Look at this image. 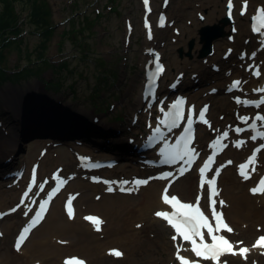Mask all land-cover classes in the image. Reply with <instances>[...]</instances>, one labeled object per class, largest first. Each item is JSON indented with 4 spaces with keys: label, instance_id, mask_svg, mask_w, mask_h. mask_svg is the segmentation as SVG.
Returning <instances> with one entry per match:
<instances>
[{
    "label": "rangeland",
    "instance_id": "374dc122",
    "mask_svg": "<svg viewBox=\"0 0 264 264\" xmlns=\"http://www.w3.org/2000/svg\"><path fill=\"white\" fill-rule=\"evenodd\" d=\"M41 1L45 2L47 6ZM41 1L38 0L39 6H44L45 8L41 9L43 15L39 19L33 17L35 6H31L32 3L29 0H22L21 3L23 4H16L17 13L20 16L19 30H21V35L18 41L10 44L7 48H0V52L2 51L4 55L0 66L5 68L8 75L13 76L12 80L0 85V146L6 136L13 131L14 125H16L10 126V130L7 126L13 124L8 122V119L11 121L16 120L12 114L9 117L7 116L5 108V102L8 99H12V97L20 99L21 103L26 106L30 100L38 101L41 107L35 105L34 107L37 111H31L28 109L29 106H27V110L31 112L30 116L27 115L30 119L33 118L31 114L34 118L39 116L46 117L47 113L51 114L46 110H49V108L56 110V105L53 102L55 99L62 98L65 107L71 106L76 113L85 116L87 122L84 123L87 124L88 120L90 121L94 115H98L100 117L97 123L98 126L103 124L113 129H119L122 132L118 136L105 138L100 131H97L95 142H102L100 147H98V145L93 143V138L85 137L87 139H81L80 136L71 134V137L65 136L57 140L50 136L49 133H42L40 129L35 127H27L25 130H20L21 127H19L16 129V137L19 141L18 146L14 148L16 155L13 161L12 159H6L3 162H12V167L8 168L10 172L8 173V169L3 173L0 171V191L11 190V188L23 190L27 183V181H23L24 179L27 180L30 168L34 164L40 165L43 179L51 178L54 173V165L50 162H47V164L42 162L41 159L45 157L55 159L53 161H56L55 164L61 167L62 173L65 176L69 175L67 189L75 191L73 183L77 179L70 174L69 165L77 161L76 152H79L82 148L84 150L89 148L88 153L85 151L87 159H96V157H101L102 153L106 156L109 155L111 142L120 141L128 144L133 134L139 135L141 133V136H146V119L142 116L133 115V109L137 108V100L140 97V91L145 81L143 56L150 54H148V50H145L146 33L144 23L149 21L150 24L156 25L159 12H164L165 10L170 17V25L162 31V38L158 40L157 48L162 54V63L166 68L165 71L168 72L167 74L165 72L166 75L164 74L165 76L163 75L161 80L159 100L162 97L170 100V98H174L177 95L186 96L185 94H187V97L191 96L193 105L197 106V109H201L205 105L209 106L210 127L212 129L210 139L221 133V131L232 128L242 122V118L247 113L248 115L255 113V111H245L242 107L237 108L238 105L241 106L242 104H239L235 98L239 97L243 100L245 98L243 91L233 94L227 91V86H229L231 81L239 80L242 84L244 80L242 76L232 77L233 74L227 73V69L232 64L237 66L238 70L240 69L238 66H241L245 77L249 79L252 77L253 67L256 66L251 58H260L261 42L257 41L256 36H253L248 31L251 12L247 14L248 16L242 17L236 10V18L231 16V24H228L227 22L222 23L227 19L224 14L225 0H149L148 7L150 9H147L143 0ZM243 1L241 0L237 5H240ZM248 1L253 2L250 4L252 9L253 6L255 8L256 5L264 3L262 0ZM2 7L3 5H0V9ZM144 11L147 14V18H144ZM220 13L224 16H220ZM86 18H89L88 21L91 24H88ZM215 27H219L221 30L216 32L211 30L209 32V37L214 38L216 36L217 38L212 43V53L202 56L201 53L205 43L201 40L203 39L201 32L204 28L214 29ZM44 29H53L52 36L46 37L47 34L44 35V32H42ZM229 37L234 40L230 41ZM237 38H239L237 43L239 46L235 44ZM191 42L194 43L192 49H190ZM44 61L49 65H53L54 69H46L45 67L48 65L43 64ZM63 62L67 63V68L61 66ZM240 62H242V65ZM247 64L250 65L247 66ZM41 66L45 70L39 71L37 74L36 68ZM26 68L35 69L36 71L34 72L36 74L26 75ZM23 70V74H19ZM179 75H184L185 78L180 80H183L185 84L184 91L170 93V84L177 81ZM226 75L225 80L224 76ZM219 78H222L223 83H225L222 89L219 91V88L216 87L209 90L215 84L211 80L215 82ZM56 80L61 81L62 85L58 88H53V83ZM98 88H100L99 97L96 100L92 99V95ZM35 90L39 94H35ZM212 91H215V94ZM47 98L52 99L49 104L46 101ZM56 111L58 112V110ZM227 113L229 116H227ZM60 114L64 115L63 112ZM152 115L155 119L157 116L155 108L152 110ZM66 117L72 120L74 118L67 114ZM94 119L92 118V121L95 123ZM43 128L48 127L43 126ZM131 128L134 133L130 132ZM217 128L218 132L216 133L215 130ZM49 129L54 131V128ZM64 129L66 130L61 133L67 134V128ZM78 129L80 130V128ZM204 130L205 127L200 126L198 134L202 136ZM84 131L90 132L88 130ZM101 136L106 139V142L101 139ZM199 143L200 147L198 144L197 147L202 150L207 145V139L199 140ZM228 152L220 161V164L224 166L222 174H225L228 170H233V175L237 178V164L230 165L232 162L227 161L230 157ZM148 153L151 154L152 151ZM249 153L250 150L248 151ZM102 159L106 160L107 158ZM112 159L116 160V166L102 170L98 175H101V177L109 176L111 179L117 176L125 180V182H131L136 177H144V172L145 174L147 173L148 168L144 165V161L140 158L137 159L136 153L131 148L126 154L113 156ZM263 161L264 159L262 158L261 163ZM19 171H22V175L17 181L21 180L22 182L16 184L10 175L17 174ZM150 173L148 172V174ZM193 173L195 175V172ZM78 179H81L80 176ZM193 179L191 178V180ZM193 182L194 184L187 183L185 190L180 189L181 184H176V187L174 186V189H172V193H179L187 199L190 198V195L193 196L197 192L196 180H193ZM98 186L101 188L100 184ZM107 187H102L103 191L104 188L105 190L108 189ZM114 187L117 190L114 189L110 193L107 191L105 193H108V195L114 193L123 195L119 193V182ZM16 190L0 192V211L7 212L6 209L13 206L14 208L10 209L9 212L11 210L14 212L8 215V218L16 215L11 221L7 219L5 226L2 223L5 239H3L4 237L0 239V244H2L1 247L7 245L9 249L12 247L18 233L19 228L17 229V225L20 219L25 217V214L23 213L22 215L20 209H15L19 205L17 194L20 192V190H17L18 192ZM93 190H96V192H93ZM222 190L223 196L219 199L221 204L227 198L226 186H223ZM252 190L253 186H251L248 193H251ZM98 192L101 193V190L87 186L79 193L80 195H77L76 202L79 205V209L81 208L79 217H81L84 210L95 211L93 208L101 200L94 201L93 194ZM129 196L133 197H117L115 204L117 206L135 205L140 201L138 199L142 195L137 190H132ZM3 198H7V202H2L1 199ZM256 201L259 202V199ZM103 208L113 214V209L110 207L106 206ZM62 215L63 210L61 211V216L59 214L58 219H61ZM53 218H55V215ZM229 219L234 225L233 229L235 232L237 221L234 218H230V215ZM12 221H14L13 224L11 223ZM80 224H82L81 218H79L76 225ZM82 226L84 227V225ZM254 230L252 240L254 237L264 234V225L255 226ZM228 236L236 238L237 235L231 234ZM140 237L141 239L136 238L139 242H137L136 249L139 252L125 260H120L121 255L117 256L114 252L107 254L102 252L99 255L100 258L92 255L93 253L91 252L89 253L90 256L87 253L84 254L88 258L92 257L98 264H172L171 255L166 250L163 238L149 239L145 238L143 234ZM238 239H240V236ZM106 241L107 239L104 238V243ZM98 243L104 244L102 237H99ZM126 243H128L129 247L134 245L128 240H126ZM249 243L251 241L245 239L239 241V245H248ZM31 248L33 247H27L25 252H30ZM117 248L118 250L124 249L121 246H117ZM52 250L55 249H50V252L45 255L46 264H64L65 258L61 261L59 256H54ZM72 254L84 256L78 250L73 253L67 252L65 255ZM253 261L254 263L262 264L259 260H250L245 264H252Z\"/></svg>",
    "mask_w": 264,
    "mask_h": 264
},
{
    "label": "bare ground",
    "instance_id": "6f19581e",
    "mask_svg": "<svg viewBox=\"0 0 264 264\" xmlns=\"http://www.w3.org/2000/svg\"><path fill=\"white\" fill-rule=\"evenodd\" d=\"M227 1L228 0H225L224 3L227 4ZM240 1L241 0H235L234 2L233 0L234 10L231 12V14L228 13L227 8L225 7V10H224L225 16H230V17L232 16V18L233 17L236 18L235 17L236 10L240 8L241 4L243 3L242 2L240 5H237V3H239ZM248 2L250 4L253 3L250 1ZM250 4L248 6L247 14L250 12L253 14L255 10L254 6L252 9L251 8L252 5L250 6ZM222 15L223 14L220 13V16ZM245 16H248V15H245ZM212 21H214V19H212ZM225 21H223L222 23H225ZM169 23H170V17H169V20H167V23L165 24L163 29H159L156 24V25H152L151 31L147 29L145 30L147 32H150L153 35L152 40H149L146 38L145 50H148V51H151L157 54L156 51H159L157 48L159 44L158 40H161L162 38L161 33L162 31H164V29H166ZM228 24H231V23H228ZM248 27H249L248 31L250 32V22L248 23ZM256 38H257V41H262L264 38V35L260 33L259 35L256 36ZM238 41H239V38H237L235 42L236 46H239L237 44ZM259 51H261L259 53L260 54L259 59L251 58V60L254 62L256 66L260 65L258 70L262 73V75L257 80L253 76L247 79L245 77V74L241 66H238L240 68L238 70L236 68L237 66L232 64L231 67L227 69V73L233 74L232 77L242 76V78L244 79L240 87H242L241 91L244 92L245 100H250V99L264 96V91H263V87H264V52H263L264 45L263 44L261 45ZM157 57H158V60L157 58L156 60L160 62L161 58L159 56ZM153 60H154L153 57H151L150 55L143 56V70L146 69L147 62L151 61L153 63ZM240 64L242 65V62H240ZM250 64H247V66H249ZM252 70H255V69L253 68ZM164 74L161 75L160 82ZM226 77L227 75L224 76V79ZM184 79L185 78H183V80ZM183 80L180 81V84L175 88L174 91L169 90V92L174 93V92L184 91L185 84L183 83ZM211 81H213V83L215 84L213 88L209 90H212L218 87L220 91L222 89V86L225 84L223 83L222 78H219L215 82L214 80H211ZM144 86H145V81L140 91V97L137 100V105H136L137 108L133 109L134 110L133 115L142 116L146 119L147 121L146 136L145 137L141 136V133H139V135L133 134L132 138L129 140L130 144L129 143L125 144L120 141H117L116 143L111 142V145L109 147L110 149L109 155L106 156L105 154L102 153L101 157H96V159H91L92 163L96 161H101L103 160L102 158H105V159L107 158L111 160L113 156L124 155L130 148L136 153L137 159L140 158L144 160V164L147 159L153 156V154L155 155L156 153L155 151H153V154H149L146 152L145 144H146V139L148 135L151 134L154 129L159 128V126H158L157 121L154 120L153 115H152V110L154 108L153 105H149L148 100H145L143 98ZM227 87L231 93H234L235 88L231 85V82L229 83V86ZM34 93L36 94L37 91ZM37 94H39V92ZM185 95L187 96V94ZM188 97H189V102H190L189 105H191V107L192 106L197 107L193 105L191 96H188ZM209 99H212V98H209ZM30 101L28 102L29 105L27 104V106H29L28 109H30L31 111H37L34 107L35 105H38V107H41L37 100H33L31 102ZM46 101L49 104L52 101V99L47 98ZM5 103H6L5 108H6L7 116L9 117L12 114L14 115L16 119L15 121L13 120L11 121L8 119V122L13 123V124L7 125L8 129L10 130L11 128L10 126H13L14 124L16 125H14L13 131L6 136V138L4 139V142L0 146V171L2 173L5 172L6 169L12 167L11 166L12 162L10 163H3V162H5L6 159H12L13 161V158L16 155L14 148L18 146V143H19L16 137V129L19 127H21L20 130H25L27 127H35L37 129H40L42 133H49L50 136H52L53 138L57 140H60L64 138L65 136L71 137V134L78 135L80 136L81 139L85 137L93 138V143L98 145V147H100L102 142L101 143L95 142V138L97 137L96 136L97 131H100V133L105 138H109L110 136L111 137L118 136L119 133L122 132L119 129H113L112 127H108L103 124L98 126L97 123L99 122V119H100L98 115H94V117H92L93 119L95 118L94 119L95 123L92 121V118L90 121L88 120L87 124L84 123V122H87V119L85 118V116L83 114L80 115L76 113L71 106L65 107L63 104L64 101L62 98L55 99L53 102V104L56 105L55 108L56 110H58V112L56 110H52L51 108H49V110H46V111L50 112L51 114L47 113L46 117L39 116L36 118H34V116L31 114V116L34 119L33 118L30 119L28 117L30 116L31 112L27 110V106L25 104L21 103L20 99L12 97V99H8ZM163 105L161 103H158L155 107H159ZM239 107L241 106H237L238 109ZM61 112H63L64 115L60 114ZM66 114L73 116L74 121L71 118L66 117ZM156 114L157 116H159L158 112H156ZM227 116H229L228 113H227ZM80 119L84 121L82 122ZM253 119H256V115L253 116ZM43 126H47L48 128H43ZM49 128H54V131ZM64 128H67L68 130L67 134L61 133L62 131L66 130ZM78 128H80L81 131ZM84 130H88L90 132H86ZM130 132L134 133V130H132L131 128ZM215 132L216 133L218 132V128L215 130ZM203 133L204 134L202 136L198 135V138L196 142L194 143V147L196 146L198 151H201L199 149L200 147L199 140L201 141L203 139H207L208 142L210 141V135L212 133L211 127L210 128L206 127ZM247 135L250 137L249 133H247ZM103 136H101V139H104L106 142V139ZM234 140H235V136H232L229 139V141L228 140L225 141V144H228V147H229L231 145V142ZM197 144L199 145V147H197ZM212 144H213V141H212ZM157 146L158 144L154 145V147H157ZM233 146L234 147L232 149L230 148L228 152L230 157L227 159V161H231L233 164L236 163L238 165V163L244 161L247 157L250 156V154H248L249 150L253 148L261 147V142L260 141L252 142L249 139V142H246L244 144H234ZM81 150H84V148L80 149L79 152H76L77 161L75 163L72 162L69 165L70 174L72 175V177L77 179L73 183L75 191L74 190L70 191L69 189H67V185H68L67 183H69L67 180L69 178V175L65 176L62 173L61 167L55 164L56 161H53L55 160L54 158L45 157L41 159L42 162L46 164L47 162H50L54 165V171H55L54 173L58 172L59 176L63 177L66 180L65 187L62 189L60 194L53 193L54 199H53L52 205L48 213L46 214L44 220L39 225V227L36 228L31 233L28 240L24 243L21 249L17 248L15 243H13L10 249L7 247V245L1 247L2 244H0V264H46L45 255L48 252H50V249H55V250H52L54 252V256L55 257L59 256L61 261L64 260L65 258L64 264H68L69 260L73 259L74 257H77L79 259L78 264H98L97 261L95 262V260H93L92 257L88 258L87 256H85L84 253H87L89 255L90 252L93 253L92 255H96L97 258H100L99 255L102 252H104V254H107V253H113V252L116 253L117 251H120L122 253L120 260L121 259L125 260L128 257L133 256L136 252H139V250L136 249V246L138 242L137 239H141L140 237L141 234H143L145 238H149V239L163 238L165 241L166 250L169 252V255H171L170 260L172 264H186L187 262H191L193 256L191 254L190 243L182 241L177 236L174 226L164 217V214L166 212H169L171 210V207L168 203L165 202V199L163 198V193L168 192L167 191L168 185H172L175 180L177 181L175 182L174 186L176 184L177 185L181 184L180 189L182 190L186 189L187 183L194 184L193 180H196V183H197L196 191L197 192L194 193L193 196L190 195V198L187 199L179 193H173V194H176L179 197V199L185 202H189L191 204H200L207 211L211 212L213 208L208 198V189L206 191L205 187H203L204 188L203 190L198 188V180H199V176L197 175L198 172L197 174L195 173V175H193L194 173L192 170L189 174H186L183 178H180L179 175L175 174V176H173L168 181H164V180L158 181L155 179L154 175L156 176V174L160 172L158 171L155 172L156 171L154 170L155 165H149L152 167H149V166L147 167L148 168L147 173L145 174L144 172V177L140 176V177L134 178L137 180H140L142 178L147 180L151 178L150 184L148 183L146 187H141L137 190V192H140L142 195L138 199L140 201H138L135 205H130L132 207L122 206V205L117 206L115 204L117 197L131 198L133 196H129V194H123V195L119 194L118 195L117 193H114V194H117L118 196L114 194L108 195V193H105V192L107 191L110 193L111 190H114V189L117 190V188H115L114 186L118 182H119L118 189H121L122 186L120 184L121 183L124 184L125 180L117 176L113 177L112 179L109 176L102 177L99 179V177H101V175H98L99 172L97 174L94 170L87 171L86 166H88L89 164H88V161L86 160L88 157L87 155H85V151L88 153L90 149L86 148L84 151H81ZM209 151H210V146L208 147L207 150L204 151V154L208 153ZM4 156L6 157L4 158ZM262 158L264 159V149L259 153L255 161L253 162L251 166V171L248 173V175H250V178L248 179H243L240 177L236 178L233 175L234 173L233 170L232 171L228 170L225 174L223 173L221 175L219 186H218V194L216 197V204H217V207L222 206L224 208L220 207L219 209L218 208L216 209L223 210L225 212V220L227 221L229 226L232 228V235H237L236 238H232L233 236H230L231 240L236 245V251L234 253H231L225 256L223 259L217 262L208 260L206 264H224L223 263L224 260L229 261L227 264H245L246 262L250 260L251 261L259 260L262 264H264L263 250L257 249L254 247V241L256 239L255 237L252 240V234L255 231L254 230L255 226L264 225V192L261 196L255 193V196L253 197H251V195L248 193L249 189L256 181L257 175L260 174L262 170V167H263V163H261ZM79 159H81L82 161H80ZM112 160H115V159H112ZM9 170L10 169H8V173L10 172ZM148 172H151V173L148 174ZM229 172L231 173L229 174ZM30 173H29V176L27 177V180L24 179L23 182L27 181L28 183L29 178L31 176ZM79 176L81 179H78ZM152 176L154 177V179L152 178ZM10 177L13 178V181L16 182V184H19L22 182L21 180L17 181L19 176L16 177L15 174H11ZM94 178H96L97 180L105 184H110V186L111 185L112 186L111 187L108 186L107 187L108 189L106 190L104 188V191H103L102 187H105V186L100 184L101 188H99L96 182H92V179ZM191 178H194V179L191 180ZM134 179H132L131 182H133ZM38 181L39 182L44 181V179L41 177V171H40V175L38 176ZM29 185H30V181H29ZM87 186H90V187L92 186V187H95V189L101 190V193L98 192V193L93 194L94 201L101 200V202L97 203L95 208H93L95 210L94 212H91L89 209H87V210H84L81 217H79L81 213V208L79 209V205L76 202L77 195L82 192L84 187H87ZM174 186L172 187V189H174ZM223 186H226L227 198L224 201V203L221 204V201L219 199H221V196H223L222 195ZM16 189L11 188V190H4L0 192H7V191L12 192L13 190H16ZM24 189L23 190L17 189V190H20L19 194H17V198H18L17 201L19 200L20 203L15 208L18 207V209L21 210L22 215L23 213L28 215L27 210L30 208L29 204L34 200V197H36L39 194V188H37L35 191L30 192V193H28L27 191L23 192ZM126 189H129V188L127 187ZM93 192H96V190H93ZM43 196L44 194L40 195L39 199ZM257 199H259V202L256 201ZM1 200L2 202H7V198H3ZM71 200L74 202V205L76 207V211L73 216H69L68 214H66L65 209H64L65 205L69 204ZM206 202H207V205H205ZM102 206L103 207L108 206L111 209H113V214L111 211L104 209ZM12 208L14 207L13 206L8 207L6 211H9ZM61 208H63L62 209L63 215L61 219H58L59 214L61 216V211H62V210L60 211ZM33 211L34 210H31V213L28 215V218L23 219L22 217V219H20V222L17 225V229L19 228L18 232L25 225L29 217L32 215ZM54 215H55V218H53ZM229 215H230V218H234V220L237 221L236 223L237 229L235 232L233 229L234 225L229 219ZM15 217L16 215L11 216L10 218L6 216L4 219L0 220V223L1 225L3 223L5 226L7 219L11 221ZM79 218H81L82 224L76 225ZM11 223L13 224L14 221H12ZM82 225H84V227ZM239 236H240V239H238ZM99 237L103 238V243H104V238H106L107 241L104 244L98 243ZM2 238L5 239L4 228H2V237H0V239ZM241 239L251 241V243H249L248 245H244L246 246V249H247L244 255L239 254L237 251V249H239V247L241 246V245L239 246V241H241ZM126 240L134 243V245L132 247H129L128 243H126ZM29 246L33 248H31L30 252H25V249H27V247ZM117 246H121L124 249L118 250ZM76 250L81 251L84 254V256L80 254L65 255L67 252L73 253Z\"/></svg>",
    "mask_w": 264,
    "mask_h": 264
},
{
    "label": "trees",
    "instance_id": "16d2710c",
    "mask_svg": "<svg viewBox=\"0 0 264 264\" xmlns=\"http://www.w3.org/2000/svg\"><path fill=\"white\" fill-rule=\"evenodd\" d=\"M21 1L22 0H0V5H3V7L0 9V48H2V47H6L7 48L10 44H13L15 41L19 40V36L21 35V30H19V24H20L19 23V19H20V16H19V14L17 13V10H16V4H18V3L19 4H23V3H21ZM29 1L32 3L31 6H35L34 9H33V17L35 19L41 18V16L43 15V12H42L41 9H44L45 7L44 6L40 7L39 4H38V0H29ZM41 2L45 6H47L45 4V2H43V1H41ZM50 15H51V11H50ZM16 16H17V20L15 21ZM33 17L31 16L32 19H33ZM88 19L89 18H86V21L89 24L90 21H88ZM86 25H87V23H86ZM52 31H53V29H44L42 32H44V35L47 34L46 37H49V36L51 37L52 33H53ZM3 57H4V55H3V52L1 51L0 52V65L2 63ZM43 64L48 65L47 67H45L46 69H51V68L54 69L53 65L47 64L46 61H44ZM61 66L64 67V68L68 67L66 62H63L61 64ZM2 67L0 66V85H3L8 80H12V78H13V76L8 75V73L5 70V68L4 67L2 68ZM45 68H43L42 66L36 68V70H37L36 73L38 74L39 71L42 72V70H45ZM24 70L21 71L19 74H23ZM36 70L35 69H27L26 68V70H25L26 71V75L36 74L34 72ZM53 84H54L53 88H58V87H60L62 85L61 81H57V80ZM99 93H100V88H98L96 90V92H94V94L92 95V99L96 100L99 97Z\"/></svg>",
    "mask_w": 264,
    "mask_h": 264
},
{
    "label": "snow or ice",
    "instance_id": "6c2138e0",
    "mask_svg": "<svg viewBox=\"0 0 264 264\" xmlns=\"http://www.w3.org/2000/svg\"><path fill=\"white\" fill-rule=\"evenodd\" d=\"M145 3H147V0H145ZM228 8L231 10V8H232L231 3L228 4ZM242 14H243V12H242ZM161 26H163V17L161 18ZM157 60H158V57H157ZM156 70L157 71L161 70L159 64H156ZM181 103H182V101H181ZM178 107H179V105H173L174 111H173V113L170 114V116L172 117L171 123H167L166 121L162 122V123H165L168 128H175L177 126V112L175 110L178 109ZM200 118L202 120L204 119V113L203 112L200 113ZM187 123H188L189 130H190L191 129V120H189ZM235 131L237 133H239L241 131V129L236 128ZM157 133L159 134V129H157ZM225 135H227V133H225ZM186 136H187V132L185 133V136L180 137V141L177 142L176 148L166 149V150L161 152V155L164 156V158H165L164 159L165 164H173L177 160H183V159H181V157L183 156L185 149L188 150ZM252 139L255 140L256 138L253 137Z\"/></svg>",
    "mask_w": 264,
    "mask_h": 264
},
{
    "label": "water",
    "instance_id": "95a60500",
    "mask_svg": "<svg viewBox=\"0 0 264 264\" xmlns=\"http://www.w3.org/2000/svg\"><path fill=\"white\" fill-rule=\"evenodd\" d=\"M225 22H228V23H231V20L230 19H226ZM213 30V32H216V31H219L221 30V28L219 27H215L214 29H211V28H204L201 32V35H202V42L205 43L204 45V49L202 51V56H206V55H210L212 53V43L214 42V40H216V36L214 38H211L209 37V32ZM193 42L190 43V49L193 48Z\"/></svg>",
    "mask_w": 264,
    "mask_h": 264
}]
</instances>
